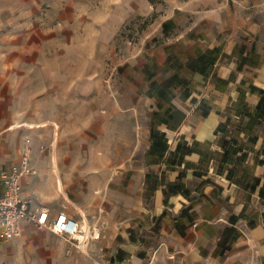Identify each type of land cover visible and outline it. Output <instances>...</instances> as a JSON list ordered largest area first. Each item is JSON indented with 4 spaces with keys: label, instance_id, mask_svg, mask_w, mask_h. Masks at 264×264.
I'll use <instances>...</instances> for the list:
<instances>
[{
    "label": "crops",
    "instance_id": "crops-1",
    "mask_svg": "<svg viewBox=\"0 0 264 264\" xmlns=\"http://www.w3.org/2000/svg\"><path fill=\"white\" fill-rule=\"evenodd\" d=\"M106 1L90 42L73 41L117 48L141 17L139 43L111 65L57 56L21 82L40 98L5 111L20 127L0 138V166L29 146L23 196L87 226L102 264H264V0ZM21 237L62 257L70 240L31 223Z\"/></svg>",
    "mask_w": 264,
    "mask_h": 264
},
{
    "label": "rangeland",
    "instance_id": "rangeland-1",
    "mask_svg": "<svg viewBox=\"0 0 264 264\" xmlns=\"http://www.w3.org/2000/svg\"><path fill=\"white\" fill-rule=\"evenodd\" d=\"M59 1L0 0V138L6 132L9 133L8 129L15 124L5 122V111L7 110V115H10V109L13 111L15 106L19 110L21 104L25 107L29 101L40 98L36 95L27 97L21 94V82L26 85V78H36V72L50 66L52 59L57 56L69 55L78 59L84 56H107L108 65H111L112 60L115 61L117 57L123 55L120 42L139 43L147 23L141 17L126 21L123 30L117 36L118 42L115 44L117 48H88L83 44L80 46L73 40H81V43L84 42L83 39H88L87 42H90L94 32L90 31L88 23L90 19L96 17L89 14L95 8L106 6L107 1L61 0L64 5H59ZM67 2H71V7L77 8L75 9L77 15L70 17V21H73L70 26L63 25L65 23L63 17L68 18L62 15ZM80 9L86 10L87 13L80 15ZM66 26L68 28H62ZM73 43L76 45L72 46ZM107 67L108 70L111 68L110 71L114 68ZM29 82L33 83L30 87L31 91H34L36 80ZM51 147L45 146L44 152L48 153ZM93 235L90 233L89 245L85 251L78 253L75 261H69V249L76 248L75 241L70 238L57 247L65 254L62 257L56 250L40 247L32 241L18 237L1 243L0 264H102L105 257L101 255L100 245ZM39 257H43V262L40 263Z\"/></svg>",
    "mask_w": 264,
    "mask_h": 264
},
{
    "label": "built area",
    "instance_id": "built-area-1",
    "mask_svg": "<svg viewBox=\"0 0 264 264\" xmlns=\"http://www.w3.org/2000/svg\"><path fill=\"white\" fill-rule=\"evenodd\" d=\"M26 141L30 143V139ZM41 149L45 146L42 145ZM35 173L29 146L10 171L0 166V244L20 237L23 224L31 223L74 240L76 247L85 251L91 239L89 229L66 212L52 214L49 209L34 205L23 196V179Z\"/></svg>",
    "mask_w": 264,
    "mask_h": 264
},
{
    "label": "bare ground",
    "instance_id": "bare-ground-1",
    "mask_svg": "<svg viewBox=\"0 0 264 264\" xmlns=\"http://www.w3.org/2000/svg\"><path fill=\"white\" fill-rule=\"evenodd\" d=\"M20 127V125H13L10 129H16V128H19ZM86 229L88 230V228H87V226H86ZM98 235H97V237H99V233H97Z\"/></svg>",
    "mask_w": 264,
    "mask_h": 264
}]
</instances>
